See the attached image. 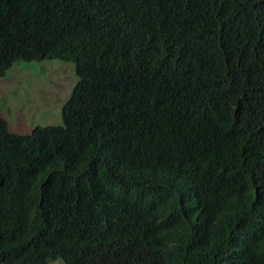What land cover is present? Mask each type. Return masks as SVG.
I'll return each instance as SVG.
<instances>
[{"label":"trees","instance_id":"trees-1","mask_svg":"<svg viewBox=\"0 0 264 264\" xmlns=\"http://www.w3.org/2000/svg\"><path fill=\"white\" fill-rule=\"evenodd\" d=\"M44 61L78 83L0 116V264H264V0H0V78Z\"/></svg>","mask_w":264,"mask_h":264},{"label":"rangeland","instance_id":"rangeland-1","mask_svg":"<svg viewBox=\"0 0 264 264\" xmlns=\"http://www.w3.org/2000/svg\"><path fill=\"white\" fill-rule=\"evenodd\" d=\"M78 83L72 63H20L0 78V116L18 135L63 125V110Z\"/></svg>","mask_w":264,"mask_h":264}]
</instances>
